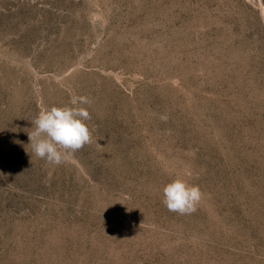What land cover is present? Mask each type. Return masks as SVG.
Instances as JSON below:
<instances>
[{
    "label": "rangeland",
    "instance_id": "374dc122",
    "mask_svg": "<svg viewBox=\"0 0 264 264\" xmlns=\"http://www.w3.org/2000/svg\"><path fill=\"white\" fill-rule=\"evenodd\" d=\"M79 96L48 164L31 121ZM0 264H264V0H0Z\"/></svg>",
    "mask_w": 264,
    "mask_h": 264
},
{
    "label": "clouds",
    "instance_id": "9594fccd",
    "mask_svg": "<svg viewBox=\"0 0 264 264\" xmlns=\"http://www.w3.org/2000/svg\"><path fill=\"white\" fill-rule=\"evenodd\" d=\"M90 104L89 97L79 96L70 105L41 110L28 132L33 154L48 164L60 165L91 144L93 137L87 124L91 117L82 106ZM202 198L199 186L178 177L164 186L162 203L170 212L186 215L196 211Z\"/></svg>",
    "mask_w": 264,
    "mask_h": 264
}]
</instances>
